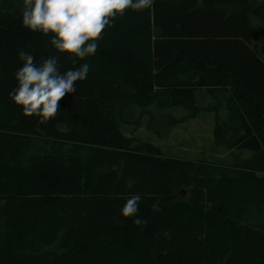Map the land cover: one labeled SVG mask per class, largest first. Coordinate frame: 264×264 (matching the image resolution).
<instances>
[{"label": "trees", "instance_id": "obj_1", "mask_svg": "<svg viewBox=\"0 0 264 264\" xmlns=\"http://www.w3.org/2000/svg\"><path fill=\"white\" fill-rule=\"evenodd\" d=\"M22 48L56 55L22 27L20 0H0V264H264V3L126 12L95 56L60 57L61 71L91 70L46 124L8 98ZM200 112L231 163L168 158L125 134L147 114L155 127ZM133 193L142 226L119 212Z\"/></svg>", "mask_w": 264, "mask_h": 264}, {"label": "clouds", "instance_id": "obj_2", "mask_svg": "<svg viewBox=\"0 0 264 264\" xmlns=\"http://www.w3.org/2000/svg\"><path fill=\"white\" fill-rule=\"evenodd\" d=\"M154 0H20L21 25L31 33L49 39L56 55L41 58L20 49L21 63L14 73L15 87L9 100L25 118L35 117L38 124L53 120L59 102L66 94L76 93L77 82L85 81L91 70L87 62L61 71L60 57L87 61L97 53L99 41L117 18L126 12L142 13L152 8ZM135 181L128 178L127 186ZM140 193H133L119 209L124 218H133L136 226L147 223L139 216Z\"/></svg>", "mask_w": 264, "mask_h": 264}, {"label": "rangeland", "instance_id": "obj_3", "mask_svg": "<svg viewBox=\"0 0 264 264\" xmlns=\"http://www.w3.org/2000/svg\"><path fill=\"white\" fill-rule=\"evenodd\" d=\"M264 3V0H257ZM253 49L257 51L258 43H254ZM176 119H183L187 110H176L171 112ZM147 114L140 120V124L125 127V134L129 138L148 142L160 148L168 157L185 161H202L220 165L231 163L232 156L224 149L216 147L214 144L213 129L215 116L213 113L200 112L194 119H187L178 125H171L163 122L159 124L155 119L152 124ZM241 159L249 157L248 153H241ZM183 193V197H184Z\"/></svg>", "mask_w": 264, "mask_h": 264}]
</instances>
